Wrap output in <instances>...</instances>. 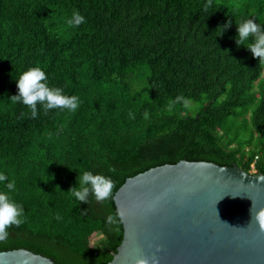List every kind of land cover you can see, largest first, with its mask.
Returning a JSON list of instances; mask_svg holds the SVG:
<instances>
[{
    "label": "trees",
    "instance_id": "trees-1",
    "mask_svg": "<svg viewBox=\"0 0 264 264\" xmlns=\"http://www.w3.org/2000/svg\"><path fill=\"white\" fill-rule=\"evenodd\" d=\"M249 17L264 24V0H0V172L24 208L0 250L107 264L122 222L113 196L68 191L84 170L111 176L113 195L181 159L264 173V59L235 39ZM34 65L79 96L75 111L11 99Z\"/></svg>",
    "mask_w": 264,
    "mask_h": 264
},
{
    "label": "water",
    "instance_id": "water-1",
    "mask_svg": "<svg viewBox=\"0 0 264 264\" xmlns=\"http://www.w3.org/2000/svg\"><path fill=\"white\" fill-rule=\"evenodd\" d=\"M264 173L233 163L181 159L126 178L113 201L123 236L107 264H264ZM0 264H58L27 248L0 250Z\"/></svg>",
    "mask_w": 264,
    "mask_h": 264
},
{
    "label": "clouds",
    "instance_id": "clouds-1",
    "mask_svg": "<svg viewBox=\"0 0 264 264\" xmlns=\"http://www.w3.org/2000/svg\"><path fill=\"white\" fill-rule=\"evenodd\" d=\"M85 20V16L79 11L73 13V19L69 24H80ZM231 24L226 21L221 25L222 31ZM237 35L235 36L237 45H244L252 52L253 56L264 59V24L257 23L253 18H244L236 24ZM251 38V40H249ZM17 93L11 95V99L28 105L32 109V115L37 114V103L45 110L59 108L61 110L75 111L81 103L76 94H66L61 87L49 84L46 71L40 66H30L25 69L16 80ZM251 173V172H250ZM5 187L10 191H0V238L7 236L11 225H19L24 220L23 205L12 195L16 189V182L7 179L4 172H0V181H5ZM114 181L111 176L91 170L82 171L76 183L68 191L79 201L87 202L89 195H93L96 200H107L113 196ZM124 213L117 209L115 215L108 217L109 221L119 224L123 220ZM250 219H254L264 228V208L255 209V202L252 200L250 208ZM155 257L151 262L147 257L135 259L133 264H154Z\"/></svg>",
    "mask_w": 264,
    "mask_h": 264
}]
</instances>
